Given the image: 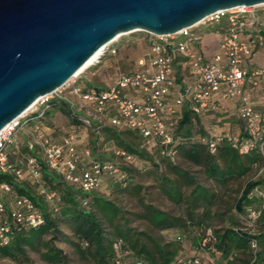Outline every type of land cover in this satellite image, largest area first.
<instances>
[{
  "label": "trees",
  "instance_id": "trees-1",
  "mask_svg": "<svg viewBox=\"0 0 264 264\" xmlns=\"http://www.w3.org/2000/svg\"><path fill=\"white\" fill-rule=\"evenodd\" d=\"M220 30L223 31L221 27ZM118 46L117 43L116 52ZM52 103L54 108L50 109L49 106L45 115L61 111L70 116L69 104L65 100L57 98ZM183 107L182 114L174 119L173 157L163 156L157 147H142V141L136 143L133 137H140L137 132L118 130L108 125L102 127V131L116 139L124 151L135 156L134 163L143 164V169H149L151 162L141 158L152 156L166 160L168 173L160 172L159 188L164 196L177 207L184 208L186 213L173 215L151 203L142 202L144 212L134 214L140 219H147L161 234L163 241L155 239L150 233L130 228L129 220L118 201L94 193L100 189L87 193L66 182L61 174L47 166L39 148L29 152L25 146L23 152L18 144H12L7 152L12 170L0 171V186L4 183L12 186L11 193L0 192V201L6 207L2 219L11 218L15 198L23 196L35 204L44 223L37 228L13 223L12 240L7 246L0 245V257L34 264L29 256V251L34 250L50 264H72L68 255L56 245L61 236L62 241L83 257L91 258L95 264H116L120 253L114 244L119 241L123 244L122 264H178L179 252L193 233L192 229L196 228L201 238L200 247L187 257L198 258L201 248L221 255L226 264H252L255 256V264H264V154L258 151L241 154L226 141L219 145L216 153H211L205 141L208 140V134L200 126L197 114L189 104ZM182 130L184 133L180 135ZM239 134L245 135L244 127ZM11 149L25 156L24 166L13 163L9 152ZM29 154L39 157L41 182L49 192L56 193L54 204L41 192L38 184L28 181V176L19 178L16 175L17 169L26 170ZM179 158L180 162L177 161ZM119 167L126 175L125 180L119 182L116 178L112 179L121 191H129L127 189L132 185L129 170ZM195 168L199 171L195 172ZM197 173H202L208 184H203ZM140 189L135 186L132 192H139ZM6 196H12V200L8 201ZM214 219L221 221L220 228L216 229L210 224ZM62 225L68 226L70 235L63 233ZM111 228L114 230L111 231ZM254 241L258 244L257 252L252 246ZM130 258L135 261L130 262Z\"/></svg>",
  "mask_w": 264,
  "mask_h": 264
},
{
  "label": "built area",
  "instance_id": "built-area-1",
  "mask_svg": "<svg viewBox=\"0 0 264 264\" xmlns=\"http://www.w3.org/2000/svg\"><path fill=\"white\" fill-rule=\"evenodd\" d=\"M261 6L264 5L219 11L201 23L171 35L147 33L149 36L147 55L138 60L132 72L118 74L110 87L84 89L76 84L67 86L66 83L54 93L40 98L29 111L0 132V171L12 170L8 148L12 144H17L16 134L21 128L28 125L31 120L45 116L54 94L69 104L70 118L76 124L99 134L106 125L118 130L137 132L141 137L142 147H157L161 149L163 156L173 157L171 146L175 143V137L171 127L175 124L173 116L176 115L177 108L189 104L195 113H200L216 94L222 92V98L225 100L235 98L242 100L240 119L245 135L227 132L222 136L205 140L211 153H216L219 145L226 141L241 154L255 151L264 154V114L255 110L247 101L245 93L246 85L250 83L253 89L262 91L264 98V67H251L249 61V55L259 49L264 42L262 16L257 10ZM207 22L225 24L223 32H218L219 51L214 52L210 58H207L200 49L203 35L193 31L195 27ZM118 40L119 38L110 44L101 57L87 69L100 63L108 52L115 54ZM184 68H188L195 79L181 86L177 80L182 76ZM62 89L78 94V101L63 96ZM173 94L175 101L174 104H170L169 98ZM39 106L41 107L39 111H33ZM25 146L29 152L39 148L44 162L51 170L61 174L69 184L76 185L87 193L100 189L105 175L116 178L119 182L126 178L121 168L114 163H103L93 159L85 162L84 156L77 150L74 135L65 136L60 142L42 135L33 136L26 140ZM115 154L127 163L136 161L133 154L121 148H115ZM15 173L19 178L28 176L54 204L57 195L42 185V166L38 156L29 154L26 170L20 168ZM0 192L11 193L12 186L8 183L2 184ZM5 210L4 202L0 201L1 246L10 244L13 223L33 228L44 223L43 216L27 197L15 198L10 219H2ZM247 222L253 225L252 222ZM122 245L121 241L114 244L120 253L116 264H122ZM252 246L257 252L256 241ZM255 262L256 256L252 264ZM177 263L203 264L199 257H180Z\"/></svg>",
  "mask_w": 264,
  "mask_h": 264
},
{
  "label": "water",
  "instance_id": "water-1",
  "mask_svg": "<svg viewBox=\"0 0 264 264\" xmlns=\"http://www.w3.org/2000/svg\"><path fill=\"white\" fill-rule=\"evenodd\" d=\"M260 5L264 0H0V132L127 33L171 35L219 11Z\"/></svg>",
  "mask_w": 264,
  "mask_h": 264
},
{
  "label": "rangeland",
  "instance_id": "rangeland-1",
  "mask_svg": "<svg viewBox=\"0 0 264 264\" xmlns=\"http://www.w3.org/2000/svg\"><path fill=\"white\" fill-rule=\"evenodd\" d=\"M257 10L263 17H261V20L264 26V6L258 7ZM224 25V23L216 25L207 22L194 28V32L197 31L203 35L202 47L207 58L211 57L213 50L219 51L218 47L220 34L218 32H222L220 27L223 29ZM117 43L119 46L115 54L108 52L107 55L101 59L100 63L86 69L78 77L71 79L67 83V86L76 84L84 89H88V87H91L92 85H94L95 88L110 87L114 83L118 74L132 72L136 68L138 60L140 58H144L149 51V36L143 31L127 33L121 36ZM249 61L253 66L264 67V42L259 49L254 50L253 53L249 55ZM62 91H64L63 96L68 97L75 102L78 101L79 96L75 92H71L67 89H62ZM56 96L57 95L54 94L53 99L49 102L50 109L54 108L52 101L57 99ZM40 109V106L37 109L35 107L33 111H39ZM55 130H62L63 136L74 135L77 149L84 156L85 162L90 159L98 160L103 163L114 162L119 166H122L124 169L129 170L128 173H130L129 175L132 178V185L127 189L129 191H121L118 188V184L115 183L112 178H109V175H107L104 177L105 179L103 180L100 190L94 193L106 199L118 201L122 207L124 215L129 220L130 228L139 232L142 231L150 233L153 237H155V239L163 241L161 234L150 225L147 219H140L134 215L144 212L143 206L141 205L142 202L151 203L155 207L161 208L173 215H184L186 213L184 208L177 207L175 203L164 196L159 188L160 181L158 180V176L160 177V172L168 173L166 160H163L162 158H154L152 156L147 159L141 158L142 160H148L151 162V167L146 170L143 169L144 167H142V163L136 162L134 164L137 165H129L123 159L115 155L114 149L116 147L121 149L124 148L121 147L118 141L113 139L106 131H102L101 134L97 132L93 133L92 130L84 126L74 124L71 121L70 116L61 111H56L50 116L45 115L44 117L35 119L33 120V123H29L21 128L16 134L18 147L24 152L23 148L25 147L27 139L38 135L53 137L52 134H54ZM199 132L200 131L198 130L197 133ZM183 133L184 130H182L179 134L182 135ZM133 140L138 144L142 141L137 135H134ZM9 152H11V159L13 163L24 166L25 156L20 155L18 150L14 151L11 149ZM177 161L180 162V158ZM155 165L157 166L155 167ZM194 171L198 172L199 169L195 168ZM197 174L199 176V180L203 184H208L207 179L202 173ZM262 178H264V171ZM28 181L33 182L32 180ZM135 186H139L141 188L139 192H132V189ZM6 199L11 201L12 196H6ZM210 224L216 229L221 227V221L217 219L211 220ZM61 228L64 234H71L67 225H62ZM110 230L113 231L114 229L111 228ZM192 230L194 234L191 233L190 237L185 240L183 247L179 252L180 257L191 256L193 251H195L197 247H200L201 238L198 235V230L196 228H193ZM56 245L68 255L72 264H95L91 258L83 257L75 250V248L62 241L61 236L60 239L56 241ZM198 251V256L201 258L203 264H226V260L221 257V255L214 254L201 248H199ZM29 256L34 264H50L42 259L40 253L37 251L30 250ZM129 261L134 262L135 259L130 258ZM0 264L27 263L15 262L7 258L0 257Z\"/></svg>",
  "mask_w": 264,
  "mask_h": 264
},
{
  "label": "crops",
  "instance_id": "crops-1",
  "mask_svg": "<svg viewBox=\"0 0 264 264\" xmlns=\"http://www.w3.org/2000/svg\"><path fill=\"white\" fill-rule=\"evenodd\" d=\"M196 33L198 32L196 31ZM202 44L200 46V49L203 51L204 49L202 47ZM214 52L216 51L213 50V53ZM250 66L258 67V66H253L252 64H250ZM194 79L195 76L192 75V73L188 70V68H184L183 74L181 77L178 78L177 83L183 86L185 84H189L193 82ZM245 93L247 95V101L254 106L255 110L264 114V98L262 97V91L259 89H253L251 84L247 83L245 88ZM174 101H175V95L173 94L169 98V102L170 104H174ZM241 104H242V100H240L239 98L225 100L222 98V92H219L218 94L215 95V97L212 100L208 102V105L206 107L201 109L200 113H196L200 120V126L203 127L208 134L207 139L222 136L227 132H230L232 134H239L242 132L243 123L240 119ZM183 108H184L183 106L177 108V113L176 115L173 116L174 119H176L179 115L182 114ZM174 126L175 124H173V126L171 127L173 132L175 128ZM62 134H63L62 130H57V131L55 130L54 134H52L54 138L53 137L50 138L56 142H60L66 136V135L63 136ZM104 177L103 180L105 179Z\"/></svg>",
  "mask_w": 264,
  "mask_h": 264
},
{
  "label": "bare ground",
  "instance_id": "bare-ground-1",
  "mask_svg": "<svg viewBox=\"0 0 264 264\" xmlns=\"http://www.w3.org/2000/svg\"><path fill=\"white\" fill-rule=\"evenodd\" d=\"M103 53V49L100 50L82 69L80 72H78L75 76L86 70L89 66H91L98 58L99 56Z\"/></svg>",
  "mask_w": 264,
  "mask_h": 264
}]
</instances>
